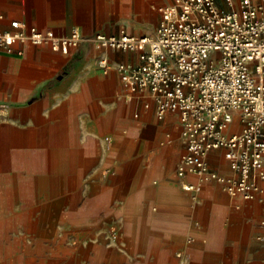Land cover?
<instances>
[{"label": "crops", "instance_id": "obj_1", "mask_svg": "<svg viewBox=\"0 0 264 264\" xmlns=\"http://www.w3.org/2000/svg\"><path fill=\"white\" fill-rule=\"evenodd\" d=\"M173 2L0 0V32L16 20L61 37H153ZM17 49L0 51V264H264V183L243 200L177 176V114L157 120L116 70L137 53ZM207 160L232 176L224 149Z\"/></svg>", "mask_w": 264, "mask_h": 264}, {"label": "built area", "instance_id": "obj_2", "mask_svg": "<svg viewBox=\"0 0 264 264\" xmlns=\"http://www.w3.org/2000/svg\"><path fill=\"white\" fill-rule=\"evenodd\" d=\"M160 15L153 37H82L75 30L61 37L14 20L0 32V51L21 55L17 47L30 43L68 55L91 43L137 53L136 64L116 70L129 92L152 100L157 120L177 114L184 142L177 176L254 199L263 193L257 181L264 183V0H174ZM99 65L107 71L106 60ZM215 149L225 150L230 178L211 170L207 157ZM182 190L195 193L199 186Z\"/></svg>", "mask_w": 264, "mask_h": 264}]
</instances>
